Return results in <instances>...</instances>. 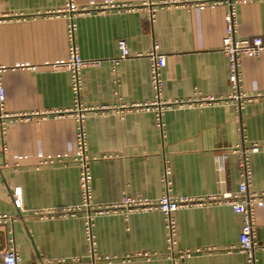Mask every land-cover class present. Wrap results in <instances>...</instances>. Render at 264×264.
Wrapping results in <instances>:
<instances>
[{
	"label": "crops",
	"instance_id": "obj_1",
	"mask_svg": "<svg viewBox=\"0 0 264 264\" xmlns=\"http://www.w3.org/2000/svg\"><path fill=\"white\" fill-rule=\"evenodd\" d=\"M67 1L0 0V17H6L0 23L6 92L0 115V214L13 216L0 224V258L13 246L25 264L92 262L85 212L63 211L81 201L69 73L52 67L67 58L69 15L62 12ZM72 1L79 10L74 41L80 57L102 60L81 71V103L94 107L85 110L82 122L94 205L125 196L157 199L164 190L165 165L173 196L236 192L242 180L237 154L229 151L224 170L215 156L245 136L246 143L260 147L251 155L248 192L257 195L253 240L257 264H264V49L257 58L240 59L239 87L252 97L240 112L223 102L183 105L165 113L161 134L151 112L129 108L154 96L148 53L157 43L165 55L163 98H226L229 59L220 43L228 6L154 0L173 4L158 6L150 22L143 0ZM236 13V35H260L264 41V0L237 3ZM120 39L130 55L113 69L109 59L118 56ZM14 187L23 193L20 212L11 202ZM41 210L58 215L40 218L35 211ZM174 216L176 249L200 252L172 261L162 213L122 209L93 218L94 248L103 257L95 264H247L238 248L243 217L228 205L180 208Z\"/></svg>",
	"mask_w": 264,
	"mask_h": 264
},
{
	"label": "built area",
	"instance_id": "obj_2",
	"mask_svg": "<svg viewBox=\"0 0 264 264\" xmlns=\"http://www.w3.org/2000/svg\"><path fill=\"white\" fill-rule=\"evenodd\" d=\"M253 0H197L199 3H213V4H226L228 10L224 15V33L221 38L220 47L223 53L229 59V84L231 92L226 98H217L214 96L194 95L193 98L187 101L183 100H169L162 97L163 78L162 69L166 65V58L163 53L158 51L159 46L157 43L153 44L152 50L148 53L150 59V83L154 92V96L150 101L144 103H136L129 108L133 110H145L153 114L154 126L164 133V115L167 111L173 108L182 107L183 105L191 106L193 103L202 105L203 103H229L233 108L240 112L244 104L252 97L247 95L239 87L240 72L238 66L242 56H249L257 58L260 56L264 49V41L260 35L239 37L236 35L238 21L236 13V4L249 3ZM173 2L169 1H154L143 0V6L147 11V20L152 22L158 6L171 5ZM67 12L69 20L66 26V35L69 41V48L67 58L61 62L53 63L52 67L65 69L69 73L70 86L73 98V109L70 113L76 119L75 139L76 147L74 152V159L78 162L79 166V180H80V196L81 201L78 207H68L65 210L67 213L74 214L77 210L85 212V235L88 243L87 252L89 253L91 264L101 260L100 256L94 248V234L92 232L93 218L96 216L107 214L109 211H117L125 209L127 212L134 210H158L162 213L165 228V247L168 255L172 261L189 257L193 253L200 252L201 249H176V235H177V221L174 213L180 208H187L192 206L204 205H218L226 204L233 212L239 213L243 217V224L239 234V250L245 254L247 264H257V257L255 255L256 245L253 240L254 237V209L256 205V194L248 192V184L252 177L251 168V155L259 152L260 147L258 143H246L247 138L242 136L240 144L232 146L225 152L218 153L215 160L219 170H224V163L228 157L229 151L235 152L238 158L239 173L241 182L236 192H227L223 194H207L199 196H173L171 194V181L169 179L170 167L165 165L163 173L164 190L157 199H150L142 196H125L123 199L114 202L100 205L93 203L92 191V174L90 170L89 160L87 155V146L85 140V129L83 127V118L86 109L94 110V107H85L81 103V90H82V76L81 71L86 67H98L101 65L102 60L99 59H82L78 53L77 45L74 41V13L79 12L72 0H68L65 9L62 12ZM81 10L80 12H83ZM6 21V17H0V23ZM119 54L117 57L110 58L109 61L115 69L118 62L130 55L128 45L125 40L120 39L117 42ZM0 68V115H2L4 103L6 100L5 87L1 78ZM260 94L254 97H259ZM105 110L106 106L99 108ZM242 130V126H240ZM11 202L13 207L18 211H23V193L20 187H14L11 190ZM64 213V212H63ZM35 214L40 218H47L58 213H53L52 210L48 211H35ZM61 215V214H60ZM13 216L6 213L0 214V224L7 220H12ZM12 242V238L9 239ZM110 257L105 256L104 259L108 261ZM61 264L62 261H58ZM0 264H25L21 256L13 246L2 254Z\"/></svg>",
	"mask_w": 264,
	"mask_h": 264
}]
</instances>
